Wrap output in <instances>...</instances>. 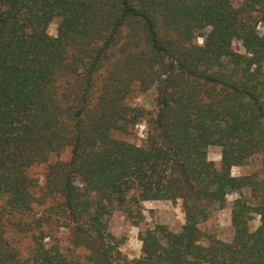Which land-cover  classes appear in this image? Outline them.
Wrapping results in <instances>:
<instances>
[{
  "label": "trees",
  "instance_id": "1",
  "mask_svg": "<svg viewBox=\"0 0 264 264\" xmlns=\"http://www.w3.org/2000/svg\"><path fill=\"white\" fill-rule=\"evenodd\" d=\"M260 23L264 0H0V264H264V176L232 173L264 155ZM135 88L156 89L154 112L128 103ZM143 121L142 145L115 136ZM41 163L53 202L35 216ZM233 192L225 241L202 224ZM178 199L186 222L141 230L129 258L114 209L141 225L144 201Z\"/></svg>",
  "mask_w": 264,
  "mask_h": 264
},
{
  "label": "rangeland",
  "instance_id": "2",
  "mask_svg": "<svg viewBox=\"0 0 264 264\" xmlns=\"http://www.w3.org/2000/svg\"><path fill=\"white\" fill-rule=\"evenodd\" d=\"M232 3L237 6L240 5L244 0H231ZM60 18L56 17L49 25L48 31L51 35H57L58 25ZM261 32L264 31V24H259ZM198 43H203V37H197ZM234 47L237 51L245 52V49L240 41H235ZM156 96L157 91L155 88L149 90H141L135 88V90L129 95L127 101L133 106H142L150 112L156 110ZM147 125L143 121L133 127L129 132H115V136L125 139L130 142L142 145L147 135ZM208 156L210 159L215 161L217 166H220L222 159V147L219 145H212L209 147ZM263 153L253 155L248 161L242 166H234L232 168L233 175L249 174L252 172H259L261 176H264V160ZM70 157V150H67L63 154V158ZM47 163H41L35 165L30 169V173L38 180V187L36 189V203L32 214L35 216L42 215L47 211L50 204H52L51 198H48L44 204H41L43 200L41 195L45 192V181H46ZM239 196L238 192H233L227 197V205L218 209L214 214L202 224V227L209 233H213L218 238L225 241L232 240L234 231L231 222L232 215V203L236 197ZM0 201V209L2 207ZM4 212V211H2ZM5 213V212H4ZM8 214V212L6 211ZM144 220L141 225H136L132 220L126 217L123 210L116 208L109 217V228L117 236L125 238L122 244V250L128 255L129 258L134 259L142 255V240L139 237L140 231L148 227H153L157 223L173 226L175 228L181 227L186 222L185 213L183 211L182 200H148L143 203ZM6 214V215H7ZM32 216V215H31ZM31 217H25V220H29ZM24 219V218H23ZM13 220H15L13 218ZM12 220V221H13ZM260 224V217L257 216L253 222V228H256ZM10 227L9 236L18 241V245L21 247L24 256H28L31 252L33 240L30 234L19 233ZM57 240L62 243L64 247H70L74 250L76 255H84L87 250L84 247L74 248L68 241V234L64 228H59L56 232ZM83 259V257L81 258ZM209 264V263H203Z\"/></svg>",
  "mask_w": 264,
  "mask_h": 264
}]
</instances>
